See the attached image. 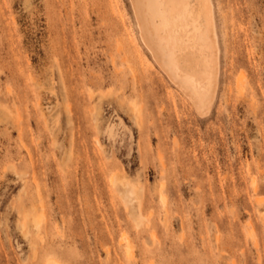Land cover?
<instances>
[{"label":"rangeland","instance_id":"1","mask_svg":"<svg viewBox=\"0 0 264 264\" xmlns=\"http://www.w3.org/2000/svg\"><path fill=\"white\" fill-rule=\"evenodd\" d=\"M130 2L0 0V264H264V0H211L206 116Z\"/></svg>","mask_w":264,"mask_h":264},{"label":"bare ground","instance_id":"2","mask_svg":"<svg viewBox=\"0 0 264 264\" xmlns=\"http://www.w3.org/2000/svg\"><path fill=\"white\" fill-rule=\"evenodd\" d=\"M130 1L141 41L159 68L193 102L197 113L208 115L220 75L211 0Z\"/></svg>","mask_w":264,"mask_h":264}]
</instances>
